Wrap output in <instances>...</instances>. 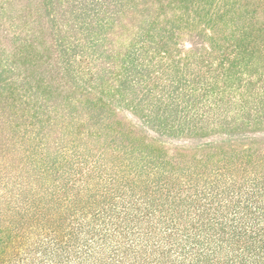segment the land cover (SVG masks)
<instances>
[{"label":"trees","instance_id":"obj_1","mask_svg":"<svg viewBox=\"0 0 264 264\" xmlns=\"http://www.w3.org/2000/svg\"><path fill=\"white\" fill-rule=\"evenodd\" d=\"M0 264H264V0H0Z\"/></svg>","mask_w":264,"mask_h":264}]
</instances>
